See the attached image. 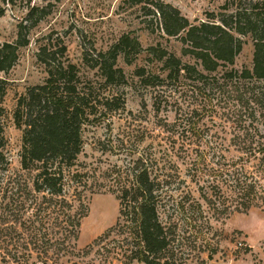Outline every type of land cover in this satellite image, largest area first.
Masks as SVG:
<instances>
[{
	"label": "rangeland",
	"instance_id": "obj_1",
	"mask_svg": "<svg viewBox=\"0 0 264 264\" xmlns=\"http://www.w3.org/2000/svg\"><path fill=\"white\" fill-rule=\"evenodd\" d=\"M164 1L179 8L192 22L208 19L212 14L220 16L234 8L233 0ZM32 6L48 10L34 25L40 13L30 16ZM0 8L4 10L0 16V44L15 42L20 30L29 39L20 47L15 65L7 72L0 70V84L6 88L0 99L3 108L0 121L6 138L2 150L13 177L24 172L20 157L22 130L15 123L14 110L19 96L47 77L46 66L39 60L38 52L49 37L63 38L70 61L88 77H95L96 71L84 64V52L93 54L95 50H107L127 32L137 35L144 48L161 43L183 62L196 63V59L183 54L180 40L162 36L159 31L150 32L143 22L146 16L141 5L132 4L130 0H0ZM21 24L32 27L21 29ZM242 39V50L228 69L253 68L254 40L251 34ZM118 64L126 72L128 84L109 89L125 97V107L85 126L84 148L78 163L99 174V170L114 164L123 165L144 151L165 153L177 166L180 179H171L163 216L172 214L182 235L192 234L204 249L201 256L206 264H264V200L261 198L264 196V160L261 153H245L250 149L248 144L244 148V143H238L241 126L247 120V108L237 100L240 86L221 79L194 86L188 79L180 78L171 82L175 90L173 96L158 111L154 106V88L145 86L135 70L145 66L165 75L162 62H151L148 53L143 52L131 64L122 57ZM222 71L213 74L219 79ZM242 91H246L245 87H240L239 92ZM166 122L174 125L164 129ZM3 167L4 164L0 165ZM233 171L255 181L256 191L242 197L238 195L232 187ZM100 182V178L91 182L94 193L90 190L83 193L86 211L85 216L80 217L78 229H73L78 233L77 238L66 235L55 225L54 211L43 215L45 225L36 222V217L27 211L17 230L28 243V249L12 246V254L18 252L20 261H14L12 255H4L0 249V264H144L138 259L130 260V251L122 244L124 235L115 232L104 236L118 219L119 200L112 191L114 186L106 182L105 188ZM73 190L67 187L65 197L79 208L81 203ZM203 194L212 197L219 208L230 211L229 216L216 217ZM15 199L21 209L24 200ZM41 201L39 198L37 205L27 200L26 207H38ZM248 202L251 204L248 212L235 210L236 206L241 209ZM213 248H217V252L210 258ZM192 262L196 264V259Z\"/></svg>",
	"mask_w": 264,
	"mask_h": 264
},
{
	"label": "trees",
	"instance_id": "obj_2",
	"mask_svg": "<svg viewBox=\"0 0 264 264\" xmlns=\"http://www.w3.org/2000/svg\"><path fill=\"white\" fill-rule=\"evenodd\" d=\"M130 1L141 5L146 16L143 22L150 32L159 31L162 36L180 40L183 54L196 59V63L183 62L161 43L144 48L137 35L127 32L107 50H95L93 54L84 52V64L96 71L95 77H88L70 61L63 38L49 37L41 44L38 57L46 66L47 77L42 83L28 87L19 96L14 110L15 123L22 130L20 157L24 171L14 177L9 173L8 158L2 150L6 138L0 121V165H5L0 168V249L4 255H12L14 261L20 260L18 252L12 254V246L28 249V243L17 230L27 211L42 225L46 224L43 215L54 211L55 225L66 235L77 238L78 233L73 229H78L80 217L85 216L86 211L83 193L86 190L94 193L91 182L100 178V185L105 188L106 182L114 186L112 191L119 200L118 219L104 236L115 232L124 235L122 244L129 249L130 260L138 259L144 264H193L196 259V264H206L201 256L204 249L192 234L182 235L172 214L163 216L171 179H180L177 166L165 153L144 151L123 165L114 164L99 170V174L78 163L84 148L85 126L125 107V97L109 89L128 84L126 72L118 64L120 57L131 64L141 53L147 52L151 62H162L165 75L145 66L135 70L145 86L154 88V106L158 111L173 96L175 90L171 82L180 78L188 79L194 86L221 79L245 87L246 91L241 93L239 87L237 95V100L247 108V120L241 126L238 143H244V148L248 144L250 149L244 152L261 153L264 160V0H233L234 8L230 12L220 16L212 14L208 19L194 22L164 0ZM36 12L40 16L33 25L48 10L32 6L30 16ZM3 13L0 8V16ZM27 27L32 25L21 24V29ZM248 34L254 40L253 68L228 69L242 50V37ZM28 40L20 30L15 42L0 44L1 71L7 72L15 65L20 47ZM220 69L223 71L217 79L213 73ZM5 91L0 84V99ZM2 111L0 106V113ZM173 125L166 122L163 127L170 129ZM231 175L232 187L241 197L256 191L255 181L242 178L236 171ZM69 186L74 188V196L81 203L79 208L65 197ZM19 197L24 200L21 209L15 199ZM39 198L42 201L38 207H26L27 200L38 205ZM203 198L216 217H228L231 213L219 208L209 195L203 194ZM261 198L264 200V196ZM250 207L248 202L241 209L236 206L235 210L248 212ZM216 252L217 248H213L209 257Z\"/></svg>",
	"mask_w": 264,
	"mask_h": 264
}]
</instances>
